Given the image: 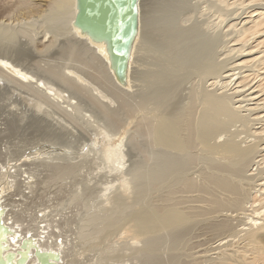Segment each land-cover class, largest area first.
Masks as SVG:
<instances>
[{
	"label": "bare ground",
	"instance_id": "obj_1",
	"mask_svg": "<svg viewBox=\"0 0 264 264\" xmlns=\"http://www.w3.org/2000/svg\"><path fill=\"white\" fill-rule=\"evenodd\" d=\"M191 3L136 0L135 32L118 76L109 41L75 23L79 0H0V44L6 39L18 43L22 35L32 44L29 66L0 53V91L8 94L0 136L9 129L24 134V124L32 121L41 136H53L47 139L51 142L61 136L59 131L68 133L63 128L71 132L76 122L89 132H79L81 138L76 139L93 140L84 144V154L67 152V146L71 149L79 141L66 139V144L45 145L35 158L12 153L8 142L0 143V264H81L84 243L76 239L107 234L126 235L132 241L128 264H173L171 253L187 242L185 233L198 216H207V228L233 236L244 233L249 244L261 249L264 217L250 218L247 228L237 229L240 223L224 213L245 211L244 204L264 199V190L255 188L254 159L260 150L256 143L237 139L231 129L246 115L241 114L243 106H234L232 94L220 91L229 77L222 30L199 27L201 20L180 25V18L192 21L186 16L195 8ZM220 10L211 26L228 23L226 9ZM184 40L187 46L180 51ZM95 135L99 139L92 138ZM196 149L208 156L202 159L209 172L197 175L200 179L191 176ZM72 153H80L75 162ZM89 161L103 170L108 166V173L118 171L121 181L115 185L118 177L105 174V203L87 206L77 230H71L74 237L65 230L67 215L55 213L51 206L27 212L46 175L74 177ZM73 183L81 185L86 197L96 194L87 180ZM190 192L197 193L201 205L190 204ZM82 194L72 192L69 199ZM219 258L220 264L227 263L224 255Z\"/></svg>",
	"mask_w": 264,
	"mask_h": 264
},
{
	"label": "rangeland",
	"instance_id": "obj_2",
	"mask_svg": "<svg viewBox=\"0 0 264 264\" xmlns=\"http://www.w3.org/2000/svg\"><path fill=\"white\" fill-rule=\"evenodd\" d=\"M190 1H192L191 4L194 3L195 6L193 7L195 8L191 6L190 9H193L190 10L186 16L190 17L192 21L185 22L183 18H180L179 22L181 26H187L190 25L192 22L194 23V21L196 20H201L204 24L200 21L202 24L199 27H203L204 29L211 28L214 31H217L218 29L222 30V45L224 47H221L223 50L221 51L224 55H222L223 57H221L224 60L226 59L225 66L229 71H227L225 75H229V77L224 80V88H222L220 91H225L226 93L228 92L227 94L233 95V100L237 101L235 102L234 106H243V110L241 109L243 112L241 110L240 111L241 114L246 115L244 119L245 121L241 120V123L236 122L238 126L233 124L231 129L237 132V139L244 141V143L250 142L258 144V149L260 150L259 156L254 159V163L257 161V165H254V170L256 169V167H258V169L255 171L256 184H258V186L256 185L257 187L255 186V188H261L262 190H264V0H222L223 3L221 2V0L220 2L219 0H210V2L209 0ZM216 1L221 4V6L216 3ZM208 2L210 4L212 2L213 5L211 4L209 6ZM222 7H224L228 13L226 16V20L228 21V23L223 25L222 27L211 26L212 23L219 18V15L221 14L220 8L222 9ZM211 12L213 13L211 14ZM214 13H216L218 16ZM205 18L207 20H205ZM22 37V39L20 38V41L18 43L6 39L5 42L0 44V53H6L8 56L11 57V59H14L16 62L22 63L24 64V66H29L32 65V58H30L32 56V44L30 45L26 43V40H29L28 35H22ZM183 46H187V40H184L182 42L181 48ZM183 49L184 47L180 49V51H182ZM250 52L252 53L250 54L251 56H244L247 55V53L249 54ZM21 56L23 57L22 59H20ZM211 82H214V80H211L210 83ZM1 91L4 92L2 93ZM1 91L0 92L2 94L0 93V96H2L0 97V114L4 111H8L7 91L4 89ZM71 124L76 125V128L78 129L73 127L74 129L70 132L67 128H63V130H67L68 133L63 132L62 134L59 131L61 136H54V140L49 142L47 139L53 138V136H48L46 138L44 136H41V132L37 131L39 127L36 125H32L31 121L27 124H24V134H21L22 130L14 131L13 129H9L8 132L10 133H7L5 135L2 134L0 136V143L2 144L3 142H8L10 145V151L12 153L14 151H21V153L23 152L24 157H27L28 154H32L34 155L33 158H35V155L37 153L36 151H41L45 145L53 143L66 144V139H71L73 141L79 142H77L76 144L73 142L74 145H71V149L69 148V146H67L66 151L68 152L70 150L74 152V150H80L81 154H84V152L86 151L84 148L85 145L92 143L93 140H87L85 143L86 139H76L81 138L79 132L85 134H88L89 132H85V125L82 123L74 122ZM243 124H245V126ZM248 124L250 128L248 127ZM59 127L62 128L61 125H59ZM246 128L248 129L246 130ZM54 133L56 135L59 134L58 132ZM74 135L76 137H74ZM100 137H102V135H100ZM92 138H94L95 140L99 139L97 135ZM199 151L200 150L198 149L195 150L197 156H194L196 158L193 157L194 160L191 165V176H193L194 178H196V176L199 174L202 176V173L207 174L209 172L207 160H204L205 158H208L207 153ZM78 154L80 153H77L76 155L78 156ZM76 155L75 153L71 154V162H75L74 157H76ZM203 155L205 156L203 157ZM24 157L19 158L23 159ZM136 157V160L139 159L138 156ZM89 159L90 158H88V160ZM204 161H206V164L203 163ZM110 163L114 167H117L115 163ZM109 169L110 168L107 166L103 170L102 168L97 167L95 161H89L85 168L76 169L77 172L75 173L74 177L56 179L50 178L46 175V177L44 178L45 182L43 181L41 185H38L39 191L36 200H32V203L27 205V212L30 214L33 212V214H35L39 209L43 208L44 206H51L53 210H55V213L67 215V220L69 221V223L65 224L66 227L65 225L63 226L65 227L66 233L69 235L72 234L71 236L74 237L75 234H73L71 230H77L75 226L77 225V223H79V220H81L82 217L80 216L86 211L87 206H93L92 208L94 209L99 206L98 204L104 205L102 204L105 203L106 200V197L103 195L105 191L104 188L109 187L102 182L106 180V175L109 174V176L112 175L111 177H118L114 181V184L116 183L115 185H117V183L121 181L120 173L118 171L108 173ZM44 172L45 174L47 173L46 171ZM252 172H254L253 169L249 171V173ZM40 176H42V174ZM197 178L200 179L199 176H197ZM47 179L50 180L46 183ZM75 179L80 181L87 180L88 185L97 190V196L95 194L92 197L91 195L86 194L88 196L86 197L84 194H82L83 188L81 187V185H74L73 183ZM115 188L116 186L111 189L114 190ZM7 191L8 189H5L2 192L4 193ZM72 192H77L80 195L82 194V196L80 197L78 195V199L71 201L69 198L72 196ZM106 193H108V191ZM190 193H187L186 196L190 195ZM15 197H17V195H15ZM84 197L86 198V200ZM190 197V204L194 206H199L202 204L198 200L197 193H191ZM246 206L247 210L245 211L233 210L224 212L226 214L228 213V216L231 217L235 223H240L237 229L243 227L247 228V226H249L248 224L251 223L250 218H259L260 216L264 217L263 198L255 199L251 204H244V207ZM206 218L207 216L193 217V228L191 229V231H187L185 233L187 242L185 241L186 243H183L184 245L180 246L178 249L175 250V252L171 253V255L173 256V264H210V260L212 259L216 262V264H220V255H224L226 257V264H239L238 262H246V264H264V237L261 238V249H256L253 243H248L249 238L244 236V233L233 236L230 232H217L212 228H207L205 223V221L207 220ZM236 218H239V220L236 221ZM196 220L198 221L195 222ZM259 221H262V219H260ZM126 239L128 240L126 235L124 236L117 234H107L106 236L103 235L100 238H98V236H91L86 238L82 237V239H76L77 243H80L81 245L84 243V248L82 249L84 253L82 254L81 258L84 263L81 264L130 263V261H127V257L129 255L132 256V254L134 253L132 252L134 251L133 249H129L134 248V245L133 243H131L132 241L128 240L130 241L128 242ZM219 244L223 246H225L226 244L230 245L227 247L222 246L223 248L220 246L216 248ZM255 244L258 243L255 242ZM171 255H169V257Z\"/></svg>",
	"mask_w": 264,
	"mask_h": 264
},
{
	"label": "water",
	"instance_id": "obj_3",
	"mask_svg": "<svg viewBox=\"0 0 264 264\" xmlns=\"http://www.w3.org/2000/svg\"><path fill=\"white\" fill-rule=\"evenodd\" d=\"M136 0H79L75 23L109 41L117 74L122 75L136 27Z\"/></svg>",
	"mask_w": 264,
	"mask_h": 264
}]
</instances>
